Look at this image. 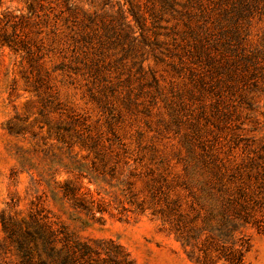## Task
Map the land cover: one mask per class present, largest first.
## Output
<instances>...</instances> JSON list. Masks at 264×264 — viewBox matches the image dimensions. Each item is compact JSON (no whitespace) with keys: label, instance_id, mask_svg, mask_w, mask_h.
Listing matches in <instances>:
<instances>
[{"label":"rangeland","instance_id":"rangeland-1","mask_svg":"<svg viewBox=\"0 0 264 264\" xmlns=\"http://www.w3.org/2000/svg\"><path fill=\"white\" fill-rule=\"evenodd\" d=\"M177 30L157 0H0V264L23 261L1 216L54 232L59 253L28 238L27 264H197L176 238L187 171L210 150L264 164V12L246 27L256 68L239 50L181 63ZM250 234L243 264H264Z\"/></svg>","mask_w":264,"mask_h":264},{"label":"trees","instance_id":"trees-1","mask_svg":"<svg viewBox=\"0 0 264 264\" xmlns=\"http://www.w3.org/2000/svg\"><path fill=\"white\" fill-rule=\"evenodd\" d=\"M157 1L163 11L173 12L182 20L184 30L173 34L180 40L177 48L181 51L178 54L181 63L184 58L191 65L202 61L210 63L215 58H233L239 50L241 59L247 61L245 69L248 66L256 68L257 57L244 56V43L251 18L264 12V0H187L182 5L179 0ZM177 6L181 10L176 11ZM4 40L9 46L15 43L9 37ZM235 148L237 143L233 142L227 154ZM227 156L211 150L203 152L187 171L191 178L184 184L187 211L180 215L176 238L184 249H188V259L197 264L220 261L243 264L251 248L250 231L264 233V164H259L254 157H247V161L232 167ZM68 192L71 190L67 187L64 196ZM8 220L1 216L2 229L7 239L14 240L22 264L29 262L31 254L28 238L41 241V249L48 258L59 253L54 252L52 246L53 231L46 237L42 227H35L31 231L27 229L25 236L17 237L9 229ZM81 249L82 255L88 253L86 247ZM40 264L45 263L41 261ZM58 264L78 262H68L65 256Z\"/></svg>","mask_w":264,"mask_h":264}]
</instances>
